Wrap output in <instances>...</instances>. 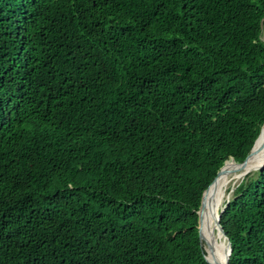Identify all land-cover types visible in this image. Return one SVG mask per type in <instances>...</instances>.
Returning a JSON list of instances; mask_svg holds the SVG:
<instances>
[{
    "label": "trees",
    "instance_id": "trees-1",
    "mask_svg": "<svg viewBox=\"0 0 264 264\" xmlns=\"http://www.w3.org/2000/svg\"><path fill=\"white\" fill-rule=\"evenodd\" d=\"M263 29L264 0H0V264H207L202 194L264 124ZM220 225L229 264H264V169Z\"/></svg>",
    "mask_w": 264,
    "mask_h": 264
},
{
    "label": "bare ground",
    "instance_id": "bare-ground-1",
    "mask_svg": "<svg viewBox=\"0 0 264 264\" xmlns=\"http://www.w3.org/2000/svg\"><path fill=\"white\" fill-rule=\"evenodd\" d=\"M260 139L258 144L260 141H263V138ZM263 165L264 144L260 150L240 169L232 163L225 165L224 175L217 180L215 185L211 188L206 200L203 202L202 213L204 218L202 220L203 224L201 226V242L203 243L204 249L206 251V259L210 264L222 263L221 254H219L220 246L218 245L220 244V241H222V238L220 236H216L213 227L210 225L211 206L213 205L219 211L227 199L230 198V187L236 186V184L242 181L247 175L254 173L257 168Z\"/></svg>",
    "mask_w": 264,
    "mask_h": 264
},
{
    "label": "water",
    "instance_id": "water-1",
    "mask_svg": "<svg viewBox=\"0 0 264 264\" xmlns=\"http://www.w3.org/2000/svg\"><path fill=\"white\" fill-rule=\"evenodd\" d=\"M260 138H263V141H260L258 144V141ZM261 140V139H260ZM258 144V145H257ZM264 144V124L262 125L259 135L256 138L251 150L249 151V153L247 154L246 158L241 162V163H237L235 160L230 159L227 162H230L234 165H236L239 169L248 162V160L253 157L262 147V145ZM224 163L223 167L218 171V173L216 174V177L214 178V180L210 183V185L204 190L202 197H201V202H200V206L197 212L198 215V236H199V240L201 241V226L203 224L202 220L204 218L203 213H202V207H203V202L206 200L207 196L210 193L211 188L215 185V183L217 182L218 179H220L223 175H224V167L226 165V163ZM262 169H264V165L257 168V172L261 171ZM247 175V173H246ZM230 192H232V189L230 190ZM229 199H227V201L225 202V204L222 206V208L218 211V209L216 207H214L213 205L211 206V210H210V225L213 227L214 232L216 234V236H220L222 238V241H220V244H218L219 247V254H221V264H229V259L231 256V244L228 240V238L226 237V235L224 234V231L220 225V218H221V214L224 212V209L226 207V205L228 204ZM223 247V249H222ZM221 248V250H220ZM205 251V249H204ZM206 253V251H205ZM204 260L207 262V264H210L207 259H206V255L204 256Z\"/></svg>",
    "mask_w": 264,
    "mask_h": 264
},
{
    "label": "rangeland",
    "instance_id": "rangeland-1",
    "mask_svg": "<svg viewBox=\"0 0 264 264\" xmlns=\"http://www.w3.org/2000/svg\"><path fill=\"white\" fill-rule=\"evenodd\" d=\"M261 39L264 41V29H263V33H262V38H261ZM255 172H257V171H255ZM255 172H254V173H255ZM254 173H252V174H250V175H253ZM247 176H248V175H247ZM240 183H241V181H240L239 183H237L236 186L230 187V188L232 189V192L230 193L229 201H230V199L232 198V194H233L234 189H235Z\"/></svg>",
    "mask_w": 264,
    "mask_h": 264
}]
</instances>
